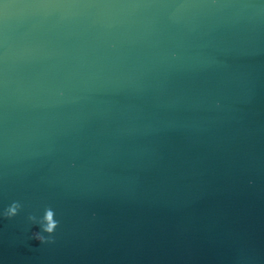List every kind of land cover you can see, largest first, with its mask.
<instances>
[{
    "label": "water",
    "instance_id": "water-1",
    "mask_svg": "<svg viewBox=\"0 0 264 264\" xmlns=\"http://www.w3.org/2000/svg\"><path fill=\"white\" fill-rule=\"evenodd\" d=\"M0 264H264V0H0Z\"/></svg>",
    "mask_w": 264,
    "mask_h": 264
},
{
    "label": "clouds",
    "instance_id": "clouds-1",
    "mask_svg": "<svg viewBox=\"0 0 264 264\" xmlns=\"http://www.w3.org/2000/svg\"><path fill=\"white\" fill-rule=\"evenodd\" d=\"M18 208L16 205H13L7 210L8 216H13L16 214ZM45 219L48 221L47 227L44 229L46 232H51L53 228V224L51 223V213H47Z\"/></svg>",
    "mask_w": 264,
    "mask_h": 264
}]
</instances>
